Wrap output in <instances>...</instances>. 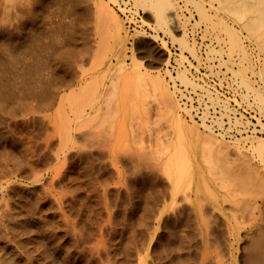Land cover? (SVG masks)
Returning a JSON list of instances; mask_svg holds the SVG:
<instances>
[{"label": "rangeland", "instance_id": "rangeland-1", "mask_svg": "<svg viewBox=\"0 0 264 264\" xmlns=\"http://www.w3.org/2000/svg\"><path fill=\"white\" fill-rule=\"evenodd\" d=\"M94 1L81 0L87 12L68 44L69 2L0 0V98H12L0 101V264H239L244 233L264 203V147L261 157L254 145L264 140V48L247 27L264 18V0H171L164 10L178 22L169 18L168 27L184 32L194 54L164 29L165 20L155 22L154 0H102L121 22L118 37ZM139 36L169 55L159 71L146 67L162 58L143 54ZM188 59L202 63L209 86L243 112L236 124L250 127L230 136L213 131L228 143L225 152L178 134L167 104L148 80L136 79L140 70L158 74L172 90L171 64L180 65L173 75L185 84ZM46 77L60 85L41 106ZM172 100L186 124L211 131L185 118L175 94ZM58 108L70 112V129Z\"/></svg>", "mask_w": 264, "mask_h": 264}, {"label": "bare ground", "instance_id": "bare-ground-1", "mask_svg": "<svg viewBox=\"0 0 264 264\" xmlns=\"http://www.w3.org/2000/svg\"><path fill=\"white\" fill-rule=\"evenodd\" d=\"M61 1V0H60ZM63 2H66V4L69 2V5H68V10H70L69 12H70V14L73 12V16L74 17H71L72 19H70L69 20V22H64V23H68V24H66L65 25V27L63 28V30H62V32L63 31H67V32H65L63 35H62V38L64 39L63 41L65 42V43H68L69 41H72L73 40V36L75 35V27H77V25H76V22H77V20H79V19H81V17H83L84 15V13L85 12H87L86 10L87 9H85L84 8V6L81 4V0H62ZM170 1L171 0H154L153 1V4H154V8H155V14L153 15V16H155L156 15V17L157 18H155V17H153L154 19H156L155 20V22L157 21L158 23H161L163 20H165V26H164V29L167 31V32H169L170 34H171V36L172 37H174V39H176L179 43H180V46H181V48H182V50L183 49H188V50H190L193 54H194V47L192 46V45H190L189 44V42H188V40L184 37V32H181V33H173V31L175 32V30H173V28H171L170 26L168 27V19L170 18H172V17H174V18H172V19H174V21H177L178 22V17L175 15H171V17H170V15L169 14H167L166 15V13H165V7H166V5L167 4H170ZM62 3V2H61ZM61 3H60V6L62 7L63 5H61ZM94 3V10L97 12V14L99 15V17H100V15L101 14H103L104 15V17L101 15V19H103V18H107V16L110 18V20H111V23L113 24V26H115V24H116V27H115V29H113L114 31H113V33L115 34V35H117V37H118V27L119 26H121V22L119 21V19H118V17H117V15H115L114 13H113V11H111V9H109L108 8V6H107V4H105V3H103V1L102 0H96V2L94 1L93 2ZM225 3V2H224ZM226 5H228V3L226 4ZM225 5V6H226ZM224 6V8H226ZM61 7H60V9H61ZM86 7V6H85ZM229 7V8H228ZM227 8L228 9H232V8H234L233 7V5H231V7H230V4H229V6H228ZM66 8V7H65ZM87 8V7H86ZM65 10H67V9H65ZM233 10V9H232ZM232 10H230V11H232ZM61 11H63V8L61 9ZM65 12V11H64ZM66 12H68V11H66ZM68 12V13H69ZM95 12V13H96ZM232 12H234V10L232 11ZM67 13V14H68ZM153 14V13H152ZM235 14H237L236 12H235ZM72 15V14H71ZM168 15H169V17H168ZM85 17V16H84ZM98 17V16H97ZM103 17V18H102ZM258 17L259 16H257V17H255L256 19H251V22L249 23V26L247 25V27H248V29H249V32H250V34L251 35H254L255 36V39L257 40V42H259V44H260V46L262 47V48H264V18L262 19V18H260V19H258ZM261 17V16H260ZM262 17H264L263 15H262ZM176 22V23H177ZM63 23V24H64ZM263 23V24H262ZM78 24V23H77ZM112 28V27H111ZM261 28H263V29H261ZM60 29H61V27H60ZM173 30V31H172ZM262 30V31H261ZM61 34L62 33H55L54 34V36L56 37V36H58L59 35V37L61 36ZM59 37H56V38H59ZM145 36H139V39H138V43L140 44L141 43V51H142V53L143 54H146V55H149L150 56V59L151 60H154V61H158V60H160L161 58H162V54H163V51L161 52V48H163V46H157V44L153 41V40H151L150 38H144ZM52 40H53V38H52ZM55 40V39H54ZM53 40V41H54ZM61 40V39H60ZM51 41V40H50ZM63 41L61 42L62 44H63ZM52 42V41H51ZM51 42H49V43H51ZM56 41H54V43H55ZM73 42V41H72ZM164 42V44H165V40L163 41ZM68 44H70V42L68 43ZM73 44V46L71 45V47H74V43H72ZM65 45V44H64ZM44 47L43 48H45V45H43ZM54 47H57V45H53V49H54ZM60 47V46H59ZM67 47H70V46H68L67 45ZM71 47L69 48V49H71ZM36 48V47H35ZM38 48H40V47H38ZM48 48V47H47ZM49 49H50V47H49ZM48 49V50H49ZM52 49V48H51ZM56 49V48H55ZM64 49V51L66 50V47L65 48H63ZM62 49V50H63ZM40 50V49H39ZM43 50H45V49H43ZM47 50V55H45L46 54V52H45V65H46V62H48L49 63V59H50V53L52 52L51 50H49L48 51ZM68 50V49H67ZM51 51V52H50ZM57 51H60V49L59 50H57ZM64 51H61V52H64ZM50 52V53H49ZM66 53V52H65ZM64 53V54H65ZM142 55V54H141ZM133 56V61H134V63L136 64V63H140V62H142L141 61V57H139L138 55H132ZM144 56V55H143ZM135 57V58H134ZM183 57H184V55H183ZM33 59V58H32ZM168 59H169V55L168 54H166V55H164V57L162 58V60H161V62H157L158 64L156 65V66H154V65H149V64H146V67H149V69H155V70H157V71H159L162 67H163V65H164V63H166V62H168ZM34 60V59H33ZM35 61V60H34ZM43 62V61H42ZM31 63H33V61H31ZM31 63H28V64H31ZM35 63V66H36V61L34 62ZM33 63V64H34ZM40 64H38V66H39ZM137 65V64H136ZM136 65H134V66H136ZM30 66V65H29ZM33 66V65H32ZM4 67H5V65H4ZM136 69H137V67H135ZM134 68V69H135ZM29 70V69H28ZM166 70H167V68H166ZM80 71H82V70H80ZM130 71V70H129ZM133 71H135L136 72V70H133ZM141 72H142V70H140ZM168 71V70H167ZM28 72H30V71H28ZM141 72H139L138 73V71L136 72V74H138V75H136V79L138 80V82L140 81V80H148V82H146V84L147 85H149V89L150 90H152L155 94H158L159 95V97H160V99H161V101L165 104H167L166 106H168V108L171 110V113H172V115H173V124H174V128H175V130L178 132V134H183V135H191V136H194V137H196V138H198L200 141H202V143L201 144H205L206 145V148H209V149H211V148H213V151H215V152H217L218 150V152L217 153H222V151L223 150H225L224 149V147L225 146H227L228 145V143H226V141H225V143H224V141L223 140H218V139H215V136H214V134H213V131H208L207 133H203V134H201V132L200 131H198V128L195 126V125H193V124H186L183 120H182V118L180 117V115H179V113H176L175 111H174V108L173 107H175V102H174V105H173V100H172V94H174L173 93V89L171 90V89H169V87H168V85L167 84H165L164 82H163V80H162V78H160L159 77V75L158 74H156V75H152V74H148L147 72H145V71H143L142 72V74H141ZM81 73V74H80ZM79 74H80V76L81 75H83L84 73L83 72H80ZM83 73V74H82ZM48 74V73H47ZM47 74H46V76H47ZM52 74H54V73H52ZM141 74V75H140ZM25 75H26V73H25ZM140 75V79H138V76ZM27 76V75H26ZM25 76V78H27ZM48 76H49V74H48ZM47 76V77H48ZM52 76V75H51ZM51 76H50V80H52L51 79ZM70 76V75H69ZM68 76V77H69ZM79 76V75H78ZM180 76V75H179ZM189 76V75H188ZM42 77V76H41ZM46 77V78H47ZM61 77V76H60ZM60 77H58V78H60ZM67 77V78H68ZM82 77V76H81ZM145 77H147V78H145ZM44 78H45V76H44ZM44 78L42 77V79L44 80ZM49 78V77H48ZM48 78L46 79V81H44L42 84L43 85H41L42 87H40V89H42V90H40L39 88H38V84H35V85H37L36 87H35V85L33 86V87H35L36 89H39L38 91H40L41 92V94H40V92H37L38 94H37V96L39 95V97H41V101L40 100H38L37 99V96L35 95L36 93H32V91L30 92V91H28V89L29 88H27V90H26V92L28 91L29 92V94L27 95L26 94V96H27V98L29 99V97L31 96V98H32V95H31V93L33 94V95H35L36 96V98H32L33 100H30V101H34L35 99H37L38 100V103H39V101H40V105L42 104V102L44 103V102H46V101H50L52 98H53V96L54 95H56V94H54L53 95V91H54V93L56 92L55 90H56V87H57V85L56 84H58V83H54L55 82V80L52 82V83H48ZM55 78V77H54ZM53 78V79H54ZM56 78H57V76H56ZM63 78H64V76H63ZM66 77H65V79H67ZM73 78V77H72ZM180 80L183 82L184 81V83L185 84H187L188 82H192V80H190L189 79V77L188 78H185V76L184 75H182V76H180ZM42 79H40L41 81H42ZM61 80H63L62 79V77L60 78ZM59 79V80H60ZM65 79H64V81H65ZM70 79H71V77H70ZM39 80V81H40ZM50 80H49V82H50ZM69 80V79H68ZM169 80V79H168ZM26 82V81H25ZM28 82V81H27ZM59 82V81H58ZM61 82H63V81H61ZM70 82V80L68 81V83ZM81 82V81H80ZM143 82V81H142ZM29 83V82H28ZM28 83H25V84H28ZM32 82H30V84H31ZM35 83H37V82H35ZM38 83H40V82H38ZM40 83V84H41ZM67 83V81L65 82V84H68ZM81 83H83V82H81ZM25 84H23L22 86H23V88L25 87ZM34 84V83H33ZM52 84V85H51ZM56 85L55 86V88H53V85ZM87 85V88H86V86H85V89L82 91V95L81 96H83L84 98H85V102H86V104H87V102H89V98H88V88H89V84H88V82L86 83ZM143 84V83H142ZM141 84V85H142ZM52 87H51V86ZM58 85H60V82H59V84ZM188 85H190V84H188ZM143 86V88H144V86L145 87H147L146 89L147 90H149L148 89V86H146V85H142ZM26 87H28V85H26ZM29 87H30V85H29ZM31 88V89H35V88ZM81 87H84V86H80V90H81ZM55 89V90H54ZM80 90H78V92H77V94H76V92H74L73 93V96H79L78 94H79V92H80ZM85 90H87V92H85ZM143 90H145V89H143ZM25 91V90H24ZM34 92V91H33ZM36 92V91H35ZM87 93V94H85V93ZM172 92V93H171ZM25 93V92H24ZM6 95V94H5ZM87 95V96H86ZM35 96H33V97H35ZM61 96V95H60ZM59 96V97H60ZM2 97V96H1ZM56 97H57V95H56ZM83 97H77V103H78V105H79V107H80V104L81 103H83L84 101H82L81 102V98H83ZM3 98V97H2ZM23 98H25L26 99V97H23ZM55 98V97H54ZM53 98V99H54ZM63 95L61 96V98H59V102H60V104L62 103L63 104ZM83 98V99H84ZM87 98V99H86ZM7 99L10 101V99H12V98H7L6 97V100H4V99H1L0 98V101L2 102V100L4 101V102H6L7 101ZM52 99V100H53ZM60 99H62V100H60ZM51 100V101H52ZM73 100V99H72ZM72 100H70L71 101V103L73 102ZM8 101V102H9ZM48 101V104L49 103H52V102H49ZM80 103H79V102ZM11 102V101H10ZM10 102H9V104H10ZM13 103L15 102V101H12ZM35 102V101H34ZM76 102H75V100H74V102H73V108L74 109H72L71 111H76L75 109L77 108H79L78 106H77V104H76ZM84 102V103H85ZM3 103V102H2ZM71 103L70 102H68L67 103V105L69 106V104L71 105ZM74 103H75V106H74ZM84 103H83V105H81V106H84ZM1 104V103H0ZM4 104H6V103H4ZM8 104V103H7ZM46 104H47V102H46ZM47 104V105H48ZM59 104V105H60ZM66 104V103H65ZM11 105H13V104H11ZM44 105H45V103H44ZM43 105V106H44ZM46 105V106H47ZM51 105V104H50ZM38 106V105H37ZM42 106V105H41ZM61 106V105H60ZM92 106V105H91ZM72 107V106H71ZM76 107V108H75ZM60 108V107H59ZM58 108V111H57V113L59 112V109ZM69 108V110H70V106L68 107ZM82 107H80L79 108V110H83V108L81 109ZM16 110H17V108H15ZM41 109V108H40ZM44 109H45V106H44ZM61 109L63 110L64 108H63V106L61 107ZM18 111V110H17ZM65 111V112H64ZM64 111H61L60 110V112H64L62 115H64V117L62 116V115H60V116H62V118H64L65 119V122L68 124V127H69V129H70V122H71V115L68 113V112H66V110H64ZM180 111V110H179ZM19 112V111H18ZM77 112H79L78 110H77ZM77 112H74V114L75 113H77ZM83 112V111H82ZM85 112V111H84ZM81 113V112H80ZM54 114H56L55 112H54ZM58 115V114H57ZM57 115H55V117L57 116ZM77 115V114H76ZM52 116H54V115H52ZM60 116H58V117H60ZM54 117V121H55V119H56V123H58L60 120H58V118H55ZM61 118V117H60ZM61 118V120H62V122H61V124L63 123L65 126L67 125L65 122H64V119H62ZM74 123V122H73ZM60 124V125H61ZM72 124V123H71ZM63 127V125H61V127L60 128H62ZM73 127V126H72ZM65 129H66V131H65ZM72 129V128H71ZM210 130V129H209ZM64 131L66 132V133H68V129L66 128V127H64V129H63V131H61V132H63V134H66V133H64ZM177 134V135H178ZM69 135V134H68ZM239 140V139H238ZM252 141H253V139H252ZM257 141V143H255L254 145H255V148H257L258 150L257 151H259L258 152V155H260L261 157H262V151H261V148L262 147H264V140L263 139H261V138H258V140H256ZM203 144V145H204ZM226 144V145H225ZM237 145H238V142L236 143ZM210 146V147H208V146ZM240 146V145H239ZM238 146V147H239ZM205 147V146H204ZM215 148V149H214ZM235 148H237V147H235ZM234 148V149H235ZM239 148H241V147H239ZM254 148V149H255ZM212 150V149H211ZM237 150H239L238 148H237ZM256 150V149H255ZM254 150V151H255ZM257 151H256V153H257ZM223 152H225V151H223ZM261 153V154H260ZM175 159V158H174ZM175 162H176V159H175ZM246 164V161L244 162L243 161V164ZM176 165V164H175ZM244 166V165H243ZM179 167H180V169H179ZM179 167L178 168H176V169H178V171H181L182 169H184L185 167H183L182 169H181V165H180V162H179ZM174 171V170H173ZM177 171V172H178ZM167 173H168V170H167ZM168 175V174H167ZM175 184V183H174ZM257 208H258V214H257V216H255V222H254V224L255 225H253L252 226V228H250L249 230H247L245 233H244V235L246 236V240L243 242V245L241 246L242 248H243V252H242V254H241V257H240V261H239V264H264V203H263V205H261V207H258L257 206ZM241 245V244H240Z\"/></svg>", "mask_w": 264, "mask_h": 264}, {"label": "built area", "instance_id": "built-area-1", "mask_svg": "<svg viewBox=\"0 0 264 264\" xmlns=\"http://www.w3.org/2000/svg\"><path fill=\"white\" fill-rule=\"evenodd\" d=\"M184 63L193 86L182 84L173 75V71L180 67L179 64H171L172 68L168 76L169 84L185 118L197 122L204 129L217 131L224 136L233 135L237 129L249 130V126L236 124L243 121L239 116L243 112L239 107L237 109L231 106L229 98L224 94L225 90L209 86L201 72L202 63L193 64L189 59ZM196 85L198 87H195Z\"/></svg>", "mask_w": 264, "mask_h": 264}]
</instances>
